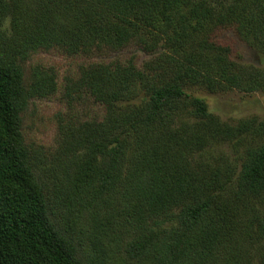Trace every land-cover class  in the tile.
Listing matches in <instances>:
<instances>
[{
  "label": "trees",
  "instance_id": "obj_1",
  "mask_svg": "<svg viewBox=\"0 0 264 264\" xmlns=\"http://www.w3.org/2000/svg\"><path fill=\"white\" fill-rule=\"evenodd\" d=\"M222 30L264 54V0H0V264H264V120L195 94L264 92ZM228 144L239 166L196 161Z\"/></svg>",
  "mask_w": 264,
  "mask_h": 264
},
{
  "label": "rangeland",
  "instance_id": "obj_2",
  "mask_svg": "<svg viewBox=\"0 0 264 264\" xmlns=\"http://www.w3.org/2000/svg\"><path fill=\"white\" fill-rule=\"evenodd\" d=\"M213 5H226L229 0H208ZM7 21V28H9ZM219 38L233 45L235 49V59L247 65H253L264 71V54L250 47L241 41L232 31L222 30L218 33ZM138 53L139 58H147L137 47H129L121 53L125 56L130 53ZM41 62L48 65L62 66L66 64V59L55 55L40 53L33 56L29 64ZM195 94L206 100L212 113L218 115L222 120L236 124L239 120L256 117L264 120V92L247 94L239 90H227L220 93H209L195 90ZM62 108L53 101H36L32 103L30 109L25 114L24 129L29 139H35L45 145L54 143L56 125L54 122L55 114ZM243 148L238 150L228 145L222 147L212 146L205 152L196 155V161H204L208 164H231L240 165ZM253 264H259L257 260Z\"/></svg>",
  "mask_w": 264,
  "mask_h": 264
}]
</instances>
